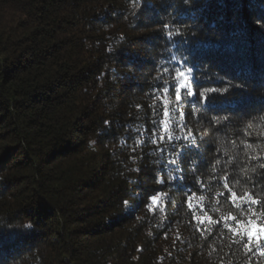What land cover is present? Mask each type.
I'll use <instances>...</instances> for the list:
<instances>
[{
  "label": "trees",
  "instance_id": "16d2710c",
  "mask_svg": "<svg viewBox=\"0 0 264 264\" xmlns=\"http://www.w3.org/2000/svg\"><path fill=\"white\" fill-rule=\"evenodd\" d=\"M256 223L264 0H0V264H264Z\"/></svg>",
  "mask_w": 264,
  "mask_h": 264
},
{
  "label": "rangeland",
  "instance_id": "374dc122",
  "mask_svg": "<svg viewBox=\"0 0 264 264\" xmlns=\"http://www.w3.org/2000/svg\"><path fill=\"white\" fill-rule=\"evenodd\" d=\"M264 233V226L259 225V223L251 225V229L248 230V234L250 238H254L255 240L261 237Z\"/></svg>",
  "mask_w": 264,
  "mask_h": 264
},
{
  "label": "snow or ice",
  "instance_id": "6c2138e0",
  "mask_svg": "<svg viewBox=\"0 0 264 264\" xmlns=\"http://www.w3.org/2000/svg\"><path fill=\"white\" fill-rule=\"evenodd\" d=\"M179 89H177V92L179 93ZM189 95H191V93H189ZM178 99H179V96H178ZM155 200V198H153V201Z\"/></svg>",
  "mask_w": 264,
  "mask_h": 264
}]
</instances>
